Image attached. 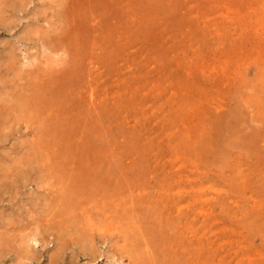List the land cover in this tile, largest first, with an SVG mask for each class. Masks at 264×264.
I'll return each mask as SVG.
<instances>
[{"label": "rangeland", "instance_id": "1", "mask_svg": "<svg viewBox=\"0 0 264 264\" xmlns=\"http://www.w3.org/2000/svg\"><path fill=\"white\" fill-rule=\"evenodd\" d=\"M0 264H264V0H0Z\"/></svg>", "mask_w": 264, "mask_h": 264}]
</instances>
